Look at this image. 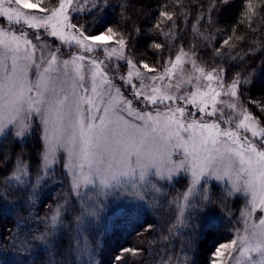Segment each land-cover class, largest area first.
<instances>
[{
    "label": "snow or ice",
    "instance_id": "6c2138e0",
    "mask_svg": "<svg viewBox=\"0 0 264 264\" xmlns=\"http://www.w3.org/2000/svg\"><path fill=\"white\" fill-rule=\"evenodd\" d=\"M13 2L19 8L12 7ZM228 2L229 0H215L211 7L215 10L219 4ZM7 3L9 6L5 7V0H0V18L5 19L7 25L0 26V45L5 49L0 52V133L12 129L16 137H23L31 130L33 119L38 118L43 146L40 163L45 168H51L63 156V167L67 168L74 166L78 159H83L88 163L89 173L98 176L101 184H106L109 177L117 181L118 177L135 175L137 172L139 179L144 180L149 169H155L156 175L167 179L182 171L189 173L191 185L183 196L186 203H189V195L202 177H214L217 180L228 177L232 180L234 173L235 179L228 195L243 192L251 196L250 209L242 215L246 216V222H253L250 229H245L248 235L239 237L241 255L256 252L264 258V102L250 100L249 104L256 106L257 113L247 107L243 108V118L235 123L236 130H233L221 127L222 109L217 120L203 118L217 115L216 97L220 93L215 90L185 93L179 97L154 96L137 90L132 80L133 73L129 71L127 78L119 77L130 89L132 98L129 99L124 94L125 90L116 82L115 76L109 78L107 72L93 70L89 78L85 64L77 63V60H88L94 69H98L104 61L93 54L99 45L115 39L121 50L119 59L124 60L131 68H136V63L123 54V50L129 46L124 33L113 26L95 35L86 33L84 26L70 22L65 11V5H71L73 0H60L59 8L51 9L40 7L41 0H30V7H21L16 0H7ZM103 3L107 4L108 0H103ZM249 8L251 10V5ZM20 9L37 10L48 15L38 17ZM160 15L169 21L173 19L172 14L167 11ZM21 23L27 29H36L38 33L43 30L62 44L74 42L81 51L72 58L59 61V48H49L50 59L45 58V52L41 49V56L37 59V45L28 39L27 31H21L19 35L12 31L13 25ZM214 23H210L209 27ZM73 29L76 31L69 38L66 30ZM133 31L139 32L140 29ZM36 40H41L40 35H36ZM97 42V47H93ZM223 42L227 44L228 40ZM153 46L156 49L162 47L160 43H154ZM100 50L107 51L103 48ZM115 52L116 49L113 48L108 56L111 57ZM181 55L175 57L173 68L180 63ZM141 64L149 71H156L145 62ZM214 73L219 81L221 74H226V69L214 70ZM253 75L251 72L243 75L236 73L229 86L230 96L242 95L239 91L241 86L251 84ZM152 79L156 80L157 77L153 76ZM207 79L212 81L213 73H208ZM166 100H182L196 111H190L184 106L173 108L165 104ZM208 100L212 101L210 112L207 111ZM134 104L143 105L144 108L151 106V110L144 111L134 107ZM160 105H164L163 111L160 110ZM228 107L235 109L237 105L229 104ZM227 122L233 123L231 118ZM241 129L244 133L250 132L251 137L258 138L256 142L247 135H242L239 131ZM174 152L182 158L174 161ZM7 159L5 156L0 164H4ZM79 167L82 170L80 176L73 171L72 187L76 191L80 188L82 177L83 182H92L83 176L84 165L80 164ZM154 190L159 191L155 186ZM203 193L207 203L214 202L208 189H203ZM6 194L7 192L0 193ZM64 203L66 205L67 201ZM82 214L95 216L96 212L86 210ZM60 215L58 209L51 216L52 227L43 233L34 234L31 241L48 242L57 230ZM81 218V215H76L74 222L78 224ZM237 243L238 240L233 239L218 245L212 264H225L223 257L235 250ZM139 251L121 249V254L116 257L117 264H122L126 254L134 255ZM250 261L251 264H257L251 257ZM259 264H264V259Z\"/></svg>",
    "mask_w": 264,
    "mask_h": 264
},
{
    "label": "trees",
    "instance_id": "16d2710c",
    "mask_svg": "<svg viewBox=\"0 0 264 264\" xmlns=\"http://www.w3.org/2000/svg\"><path fill=\"white\" fill-rule=\"evenodd\" d=\"M214 2L99 0L89 15L76 17L75 22L90 35L111 26L124 33L128 54L141 68V62L164 67L184 49L206 67L226 69L229 78L254 73L252 83L239 91L246 107L257 113L249 101L264 102V0H229L213 10ZM59 4L60 0H41L40 7ZM165 11L172 14L171 21L160 15ZM42 147L36 134L25 142L11 134L0 140V161L8 157L0 164V193L7 192L0 195V264H117L116 257L125 248L140 251L126 254L122 264H212L218 245L234 238L242 227V213L250 209L245 197L228 195L227 186L204 184L182 219L188 183L181 179L142 197L146 201L136 212L125 209L112 220L111 232L101 238L89 235L91 247L85 246L76 235L81 221L74 222L81 215V202L67 174L43 176ZM203 189L209 190L213 203H207ZM58 209L57 230L48 242L31 241L34 234L52 227L51 216ZM85 248L86 258L81 252Z\"/></svg>",
    "mask_w": 264,
    "mask_h": 264
},
{
    "label": "rangeland",
    "instance_id": "374dc122",
    "mask_svg": "<svg viewBox=\"0 0 264 264\" xmlns=\"http://www.w3.org/2000/svg\"><path fill=\"white\" fill-rule=\"evenodd\" d=\"M17 3L21 5V7H30L31 3L30 0H16ZM99 0H73L71 5H65V11L69 15L70 22L73 24L78 25L75 22L76 17L86 16L89 15L94 8L97 6ZM60 5V4H59ZM58 7L56 8H59ZM5 7L9 6L7 0H5ZM14 8H19V6L15 5L14 2L11 4ZM21 11L30 12L33 15L44 16L48 15V13H40L37 10H24L20 9ZM62 19V18H61ZM0 26H7L6 20L0 18ZM80 26V25H78ZM27 31L28 39H31L33 44L37 45V50L35 52V58L39 59L41 56V49L45 52V58L50 59V52L48 51L49 48L51 50H55L59 48V52H57V57L59 61L64 59L72 58L74 54L80 52L81 50L78 46L72 43H61L59 40H53L49 37L43 30L39 33L36 29H27L26 26L21 23L20 25H13L12 31L16 32L17 35L20 34L21 31ZM76 30H66V34L71 37L72 33ZM36 35H40L41 40H36ZM8 39V38H5ZM46 42V44L44 43ZM97 44H93V47H97ZM14 46V45H13ZM23 47V44H21ZM107 49V51L102 52L100 49ZM115 48L116 52L108 56V52ZM5 49L2 45H0V52H3ZM183 53V55H181ZM123 54L128 58L133 60L131 56H129L127 48L123 50ZM87 55V54H85ZM93 55L99 57V59L103 60L104 63L99 65L98 69H94L93 66L90 64L88 60L80 62L77 60V63H84L86 66V71L90 74L91 71L95 70L98 72H107L109 78L113 76L116 77V82L121 85L122 90L124 91L125 96L131 99L130 89H128L127 84H123L119 77L124 76L127 78V73L131 71L133 73L132 80L133 83L136 85V89L145 93L151 94L154 96H161V95H169L173 97L183 96L185 93H192V92H209L210 90H215L219 92L220 95L216 97V108H217V115L216 116H204L205 120H217L221 116L220 110H223V119L221 121L222 128H232L235 129V123H238L240 119L243 118L242 110L246 107V105L242 102L240 95L237 97H231L229 94V86L233 82L234 77L229 78L226 74H221L220 80L218 81L215 77L214 70H219L221 68H210L202 65L196 55H193V52L190 50L180 49L176 52L175 56L171 58L164 67L154 68L156 71L152 72L148 69H144L139 67L136 64V68H131L126 62L122 59H119L121 55V50L119 45L116 44L115 39L109 42H105L102 45L97 47L96 53ZM177 55H181V61L179 64L176 65L175 68L172 67L173 64L176 63L175 57ZM134 63H136L133 60ZM198 69H203L204 71H198ZM139 72V75L136 73ZM213 73V80L208 81L207 74ZM157 77L156 80H153L152 77ZM163 77V79H160ZM30 78H32L30 76ZM98 76V80H99ZM34 95V93H33ZM200 97L198 96V99ZM165 104L171 105L173 108L176 106H184L188 108V110L195 112L196 109L190 105L184 104L182 100H166ZM208 108L207 111L212 110V101H207ZM229 104H236L237 107L232 109L228 107ZM134 107L140 108L144 111L151 110V106L148 108H144L143 105H133ZM160 110H164V105H160ZM203 115V114H200ZM199 118V117H197ZM229 118L232 119L233 123L229 124L227 121ZM242 135H247L249 139H252L254 142L258 138L251 137V133H244L243 130H239ZM11 134L15 139L25 142L28 138L33 136L34 134L41 137V126L39 124L38 118L33 119V123L31 126V130L23 137H16L14 135V130L8 129L5 130L3 133H0V140L4 138L6 135ZM182 150H177V152H181ZM182 157L177 155L175 152L173 154L172 159L179 160ZM67 159H65V163H67ZM80 164L84 165L83 168V176L88 177L92 182L85 183L83 182V177L81 178V185L78 191L73 189V171L76 172L77 176L81 175V168L79 167ZM227 166V162H225V167ZM220 167V165H218ZM41 171L43 176H48L52 173L54 174H67V179L70 180L71 187L81 202V209L82 212L80 213L81 224L76 227L77 231V238L80 243L84 244L85 246L90 245L89 235L92 237H103L107 232L112 231V220L121 215L122 211L129 208L133 213L136 212L137 205H142L146 201V198L149 194H153L156 192L155 188H158L159 191L163 189H167L169 186L173 185L176 181L184 179L188 183V187L191 185V176L189 173L180 172L178 175L173 176L171 179L161 178L160 176L155 174V169H149L146 173L145 179H139V173L137 172L135 175H129L124 177H118L117 181L111 180V178H107L106 184H101L100 179L98 176L94 174H90L88 170V163L83 159H78L76 164L72 167H63V156H61L60 162L56 165L52 166L51 168H45L42 164ZM235 179V174L233 173V178L230 180L228 177H225L223 180H217L214 177H202L199 184L196 186L194 191L189 195V203H186L183 200L181 215L180 217L183 219L188 211L189 207L193 204L194 198L200 194L202 191V185H224L227 186L228 189L232 190L233 180ZM188 189V188H187ZM187 192V191H186ZM236 195H241L245 197L250 205L251 196H247L243 192H232ZM251 206V205H250ZM91 210L95 211V216H87L83 215V211ZM253 219H256L255 217ZM252 220H247L246 216H243V223L242 227L239 231L236 232L233 239H237L238 243L236 249L233 250L230 254H226L223 257L225 264H251L250 257L252 260H255L257 264L261 261L262 258L259 253L256 252H245L241 255L240 248L241 243L239 242V237H243L248 235L245 229L249 228L252 224ZM57 226V224H56ZM93 233V234H91ZM231 239V240H233ZM230 240V241H231ZM228 241V242H230ZM226 242V243H228ZM91 250V248H89ZM85 249H82L81 252L85 256ZM90 252V251H89ZM214 258V256H213ZM85 260V259H84Z\"/></svg>",
    "mask_w": 264,
    "mask_h": 264
}]
</instances>
